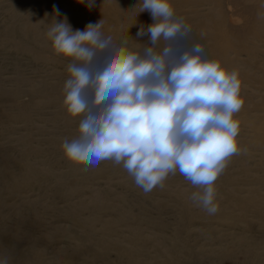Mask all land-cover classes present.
<instances>
[{"label": "rangeland", "instance_id": "rangeland-1", "mask_svg": "<svg viewBox=\"0 0 264 264\" xmlns=\"http://www.w3.org/2000/svg\"><path fill=\"white\" fill-rule=\"evenodd\" d=\"M96 3L0 0V230H11L28 257L0 264H264V0H171L208 58L242 82L235 118L246 152L216 182L214 216L192 202L199 189L179 173L145 194L113 161L86 172L64 157L61 145L77 137L79 120L63 104L71 61L54 52L53 22L66 17L83 31L107 20L102 32L116 44L124 29V39L148 43L137 32L153 22L147 12L131 19L141 0ZM172 248H183L173 261Z\"/></svg>", "mask_w": 264, "mask_h": 264}, {"label": "clouds", "instance_id": "clouds-1", "mask_svg": "<svg viewBox=\"0 0 264 264\" xmlns=\"http://www.w3.org/2000/svg\"><path fill=\"white\" fill-rule=\"evenodd\" d=\"M78 2L97 7L96 0ZM145 12L153 22L141 25L137 37L147 36L146 44L124 39L125 29L114 43L102 20L83 31L66 17L50 27L55 54L71 61L63 104L79 120L77 137L61 145L64 157L86 172L113 161L145 194L179 173L199 189L192 202L214 216L216 182L246 152L235 118L245 103L240 74L208 58L171 0H141L131 19Z\"/></svg>", "mask_w": 264, "mask_h": 264}, {"label": "bare ground", "instance_id": "bare-ground-1", "mask_svg": "<svg viewBox=\"0 0 264 264\" xmlns=\"http://www.w3.org/2000/svg\"><path fill=\"white\" fill-rule=\"evenodd\" d=\"M14 1V0H13ZM112 2V1H111ZM128 2V1H127ZM218 2V1H217ZM234 2V1H233ZM236 3V2H235ZM234 3V4H235ZM81 4V3H80ZM109 4V3H108ZM19 4H15V7H14V11L17 13L19 10H20V7L18 6ZM111 5H113V4H111ZM229 6H230V4H228ZM227 5V3H226V6L225 7H227V10L230 12V8H229V6ZM237 5V4H236ZM235 5V6H236ZM239 5H241V4H238V6ZM135 6V5H134ZM231 6H232V4H231ZM234 5H233V7H235ZM238 6H237V8L236 9H238ZM109 7H111V6H109ZM113 7V6H112ZM224 7V6H223ZM241 7H243V6H241ZM240 7V8H241ZM255 7V6H254ZM84 8V7H83ZM104 8V7H103ZM246 8V7H245ZM253 8V7H252ZM71 9V8H70ZM107 9H110V8H108L107 7ZM106 9V10H107ZM105 10V11H106ZM129 10V9H128ZM232 10H234V9H232ZM242 10H243V8H242ZM246 10V9H245ZM249 10V9H248ZM255 10V9H254ZM235 11V10H234ZM238 11V10H237ZM240 12V11H239ZM242 12V11H241ZM251 12H253V11H251ZM73 13V12H72ZM105 13V12H104ZM131 13V12H130ZM232 13V12H231ZM250 13V12H249ZM74 14V13H73ZM222 14H223V12H222ZM222 14H220V16H218L219 17V19H220V22H223L224 21V18H225V16H224V18H223V16H222ZM234 14V13H233ZM237 14V13H236ZM238 14H240V13H238ZM237 14V15H238ZM252 14V13H251ZM97 15H99V14H97ZM230 15V14H229ZM241 15V14H240ZM101 15H99L98 17H100ZM248 16V15H247ZM79 17V16H78ZM124 17V16H123ZM122 17V18H123ZM181 17V16H180ZM232 17H234V16H232V14H231V16H229L228 17V19H229V23H235L234 22V20H232ZM242 17V16H241ZM249 17V16H248ZM63 18V17H62ZM60 19V18H59ZM99 19V18H98ZM100 19H102V17L100 18ZM99 19V20H100ZM68 20V19H67ZM85 20V19H84ZM93 20V19H92ZM95 21H96V19H94ZM247 20V19H246ZM86 21V20H85ZM103 22H106L107 20H102ZM88 22V21H87ZM89 22H90V20H89ZM247 22H248V20H247ZM38 23V22H37ZM93 23H95V22H93ZM97 23V22H96ZM250 23V22H249ZM15 24V23H14ZM14 24H12L10 27H6V31L5 32H7L8 33V35H15V33H16V31H15V25ZM88 24V23H87ZM123 25V24H122ZM29 27V26H28ZM35 31L36 30V27L35 26H30L29 28H28V31ZM219 31V30H218ZM114 37V36H113ZM24 38V37H23ZM218 39V38H217ZM226 40V39H225ZM225 40H224V42H225ZM41 45V44H40ZM44 50V49H43ZM45 51V50H44ZM31 57V56H30ZM32 58V57H31ZM16 60V59H15ZM55 65H57V64H55ZM13 66V65H12ZM12 70V69H11ZM69 77V76H68ZM60 84V83H59ZM59 86V85H58ZM56 87V86H55ZM2 95H1V90H0V97H1ZM21 98H23V97H21ZM35 98V97H34ZM36 101V100H35ZM28 102V101H27ZM11 104V103H10ZM42 104V103H41ZM44 104V103H43ZM42 104V105H43ZM19 151V150H18ZM14 155H16V154H14ZM135 221V220H134ZM108 226V225H107ZM183 246H185V245H183ZM173 247V246H172ZM183 249V248H182ZM181 248L180 249H178V248H172L171 250H169L168 251V255L171 257V259H172V261L174 260V258H177V255L179 254V251L180 250H182ZM190 250V249H189ZM185 252V251H184ZM30 253V252H29ZM188 256V255H187ZM0 257H3V258H6V259H9V260H11V261H16V260H20V261H25L26 259H28V257H27V253H26V251L23 249V247L19 244V242L18 241H16V239L13 237V233H12V231L11 230H9V229H5V228H3V229H1L0 230ZM6 262V261H5ZM176 262H173V264H175Z\"/></svg>", "mask_w": 264, "mask_h": 264}]
</instances>
